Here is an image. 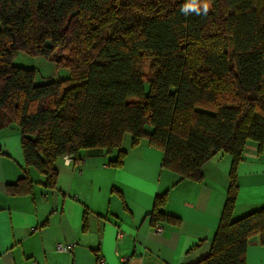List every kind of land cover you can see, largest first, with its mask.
Masks as SVG:
<instances>
[{"label": "trees", "instance_id": "obj_1", "mask_svg": "<svg viewBox=\"0 0 264 264\" xmlns=\"http://www.w3.org/2000/svg\"><path fill=\"white\" fill-rule=\"evenodd\" d=\"M19 54L68 77L38 84ZM13 125L26 169L49 187L65 156L116 153L119 167L125 135L181 180L200 182L212 158L229 156L226 203L197 264H245L253 236L264 246V209L233 219L236 167L249 143L264 146V0H0V131ZM30 187L25 174L6 193ZM150 216L172 219L157 203Z\"/></svg>", "mask_w": 264, "mask_h": 264}, {"label": "crops", "instance_id": "obj_2", "mask_svg": "<svg viewBox=\"0 0 264 264\" xmlns=\"http://www.w3.org/2000/svg\"><path fill=\"white\" fill-rule=\"evenodd\" d=\"M121 165L116 153L81 152L60 158L53 187L26 169L19 129L0 131V264H197L210 253L230 186L231 160L216 155L200 182L163 168V154L146 143L132 147ZM27 175L26 194L7 185ZM233 219L264 209V146L249 143L236 167ZM170 220L154 230L155 204ZM72 245L68 253L56 245ZM245 264H264V246L253 236Z\"/></svg>", "mask_w": 264, "mask_h": 264}, {"label": "rangeland", "instance_id": "obj_3", "mask_svg": "<svg viewBox=\"0 0 264 264\" xmlns=\"http://www.w3.org/2000/svg\"><path fill=\"white\" fill-rule=\"evenodd\" d=\"M205 5H207V11L210 10V6L208 4H204V9ZM14 64L17 66H21L24 68H29V69H35L37 72V82L38 84H42L44 80L48 81H57L60 79H65L68 77V71L67 70H56L53 66L52 63L45 61L44 59L41 58H32L28 57L24 54H19L15 60ZM149 68V61L147 59H142L138 62V67L137 70H139L142 74L147 75ZM128 136L125 135V140H124V145L123 149L126 147Z\"/></svg>", "mask_w": 264, "mask_h": 264}, {"label": "built area", "instance_id": "obj_4", "mask_svg": "<svg viewBox=\"0 0 264 264\" xmlns=\"http://www.w3.org/2000/svg\"><path fill=\"white\" fill-rule=\"evenodd\" d=\"M64 159H66L68 161L69 157H65ZM154 230H155V232L157 234H161L162 231H163L162 227L159 224L155 225ZM72 247H73L72 245H61V244H58V245H56L55 249L57 251H59V252L68 253V252L71 251ZM99 264H102V262L100 261Z\"/></svg>", "mask_w": 264, "mask_h": 264}, {"label": "clouds", "instance_id": "obj_5", "mask_svg": "<svg viewBox=\"0 0 264 264\" xmlns=\"http://www.w3.org/2000/svg\"><path fill=\"white\" fill-rule=\"evenodd\" d=\"M207 10V5H205V11Z\"/></svg>", "mask_w": 264, "mask_h": 264}]
</instances>
